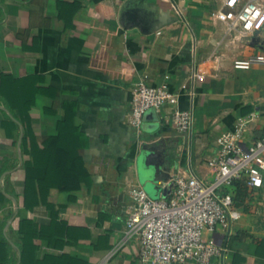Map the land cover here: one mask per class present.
<instances>
[{"label":"crops","instance_id":"1","mask_svg":"<svg viewBox=\"0 0 264 264\" xmlns=\"http://www.w3.org/2000/svg\"><path fill=\"white\" fill-rule=\"evenodd\" d=\"M224 1L184 0V20L169 0H0V264H144L138 243L125 239L128 186H146L141 154L152 147L170 175L211 180L207 159L222 131L255 116L244 142L264 136V30L228 31L217 17ZM26 77L27 112L23 87L11 83ZM141 78L193 89L180 101L194 110L191 133L155 111L137 131L130 90ZM68 118L87 175L79 188L53 186L27 206V165L41 167L43 137ZM28 129L35 144H24ZM153 169L142 171L149 179ZM248 194L226 264H264V187Z\"/></svg>","mask_w":264,"mask_h":264},{"label":"built area","instance_id":"2","mask_svg":"<svg viewBox=\"0 0 264 264\" xmlns=\"http://www.w3.org/2000/svg\"><path fill=\"white\" fill-rule=\"evenodd\" d=\"M169 1L177 16L186 20L184 0ZM217 17L228 31L248 37L264 30V0H225ZM252 60L235 65L249 67ZM130 92V123L138 132L149 111L163 112L165 121L180 133L192 132L194 110L180 101L183 94L193 97V89L172 91L167 84L152 85L141 78ZM254 119H240L217 136L216 154L207 159L213 179L175 173L159 181L157 197L140 183L129 184L125 239L138 243L144 264H226L228 240L243 213L235 198V182L245 183L249 198L264 187V136L249 145L244 142L246 127Z\"/></svg>","mask_w":264,"mask_h":264},{"label":"trees","instance_id":"3","mask_svg":"<svg viewBox=\"0 0 264 264\" xmlns=\"http://www.w3.org/2000/svg\"><path fill=\"white\" fill-rule=\"evenodd\" d=\"M30 78L26 77L11 82L23 87V110L25 112L28 111L31 104L30 87L24 88L27 83L30 84ZM72 127L69 118L60 121L58 123V134L42 139L43 149H40L35 157L37 165L41 167L38 170H33L31 162L28 163L24 192L27 206L32 203L44 202L47 191L53 186L62 190L79 188L81 175H87L83 157L79 153V147L82 146V143L79 140L77 130L72 129ZM35 139L36 137L28 129V135L24 136V144L29 140L35 144ZM247 189L242 181L235 182L234 194L238 206L242 204L238 202V198H245ZM23 225L21 228L25 229ZM27 226L29 227V225Z\"/></svg>","mask_w":264,"mask_h":264},{"label":"water","instance_id":"4","mask_svg":"<svg viewBox=\"0 0 264 264\" xmlns=\"http://www.w3.org/2000/svg\"><path fill=\"white\" fill-rule=\"evenodd\" d=\"M140 159L141 168L150 170L154 168L151 173L152 175L149 177V182L153 191L158 194L161 187L159 181L167 180L170 177V171L167 168H161L162 164L164 163V159H161L160 154L157 153L156 150H154V148L152 147L147 148V150H145V152L141 154Z\"/></svg>","mask_w":264,"mask_h":264},{"label":"rangeland","instance_id":"5","mask_svg":"<svg viewBox=\"0 0 264 264\" xmlns=\"http://www.w3.org/2000/svg\"><path fill=\"white\" fill-rule=\"evenodd\" d=\"M139 171H140V175H141V180H142L143 183L147 186V187L145 186V189L147 190V192L150 194V196H152V197H157L158 194H156V193L153 191V189L151 188V184H150V182H149V179H148V177L143 173L141 167H140V170H139ZM238 202H239V203H242L241 205L244 206L245 209L248 208L249 206H252L251 203H253L252 200L248 201V199H246V198H241V197L238 198Z\"/></svg>","mask_w":264,"mask_h":264}]
</instances>
